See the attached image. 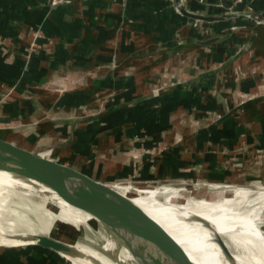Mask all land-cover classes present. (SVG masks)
Listing matches in <instances>:
<instances>
[{
    "label": "crops",
    "instance_id": "crops-1",
    "mask_svg": "<svg viewBox=\"0 0 264 264\" xmlns=\"http://www.w3.org/2000/svg\"><path fill=\"white\" fill-rule=\"evenodd\" d=\"M181 1L192 13L226 12L220 0ZM246 7L262 14L264 0ZM23 88L38 89L33 100ZM6 89L0 114L36 123L18 140L49 134L61 158L94 174L114 178L127 165L130 176L162 181L264 183V18L201 21L172 0H0ZM38 252L0 251V264H29Z\"/></svg>",
    "mask_w": 264,
    "mask_h": 264
},
{
    "label": "water",
    "instance_id": "water-1",
    "mask_svg": "<svg viewBox=\"0 0 264 264\" xmlns=\"http://www.w3.org/2000/svg\"><path fill=\"white\" fill-rule=\"evenodd\" d=\"M172 2L176 12L196 20L215 21L238 16L237 12H225L220 15L192 13L186 10L181 0ZM256 14L264 18V13ZM216 39L217 37H212L199 43H209ZM18 123L11 114H0V170L34 180L50 187L66 199L82 205L104 228L108 236L130 254L135 264H196L156 221L133 202L134 196H143L153 189H163L169 187L168 185L154 187V184L161 180L143 177L141 173L130 176L127 165L121 167L114 178L94 174L91 165L80 168L74 165L70 158H61L55 152V147L48 143L49 134L38 130L32 133L25 131L22 142L18 140L16 136H19L22 130L36 124ZM34 144L38 145L39 150L29 149V146ZM17 154H21L23 159L13 161L12 158ZM190 220L207 229L230 264H238L225 239L213 224L196 215H192ZM25 240L72 258L81 255L76 245L55 238L48 232L38 231L27 236ZM99 252L102 253V250ZM106 255L119 264L116 252ZM86 259L98 264L92 257Z\"/></svg>",
    "mask_w": 264,
    "mask_h": 264
},
{
    "label": "bare ground",
    "instance_id": "bare-ground-1",
    "mask_svg": "<svg viewBox=\"0 0 264 264\" xmlns=\"http://www.w3.org/2000/svg\"><path fill=\"white\" fill-rule=\"evenodd\" d=\"M12 159L13 161H20L23 156L17 154ZM0 174L27 182L0 184V207L4 200L7 203L4 207L5 211H8L9 206L12 207L10 203L12 199L10 198L14 196L13 193L21 191L24 196L36 195L48 201L50 200L59 208L63 214V219L69 224H75L76 226L80 224L87 225V223H91L93 226L99 224L82 205L66 199L50 187L5 170H0ZM201 185H204V183ZM234 191L236 193L224 198L222 196L209 200L206 198H187L185 201L178 203L176 201L180 197L178 187H165L163 189H153L143 196H134L133 202L156 221L167 235L185 251V255L196 264H230V262L225 258L207 229L200 223L190 220L192 215L203 217L216 227L238 264H264V230L260 228L264 223L261 219V213L264 211V187L257 189L259 195L243 188L231 192ZM2 195L6 196V199L1 198ZM249 195L255 197H244ZM160 197H162V200ZM211 202L213 205L208 206ZM17 204L21 205L20 202H17ZM17 207H13L14 215L7 220L8 226L0 228V245L32 244L30 240L25 239L27 236L36 233L34 226L22 228L21 225L24 224H21L22 221L18 220H21L23 216L21 213H26V210L23 211L21 207H18V211ZM4 209L0 208L1 212ZM27 210L31 212L30 208H27ZM45 216L49 222H46L47 225L41 224L43 228L49 226L48 224H51L53 220L52 214L47 213ZM47 229L43 231L46 232ZM76 248L81 255L73 257L75 260L63 254L60 255L69 260H74L73 263L75 264H91L88 259L86 260L88 256L96 259L98 264H116L106 255V253L116 252L119 264H135L130 254L110 237L101 247L102 253L89 247L76 246ZM81 256H85V259Z\"/></svg>",
    "mask_w": 264,
    "mask_h": 264
},
{
    "label": "rangeland",
    "instance_id": "rangeland-1",
    "mask_svg": "<svg viewBox=\"0 0 264 264\" xmlns=\"http://www.w3.org/2000/svg\"><path fill=\"white\" fill-rule=\"evenodd\" d=\"M221 1V0H220ZM219 1H216V3H218ZM249 1L246 2V4ZM215 3V4H216ZM222 3V2H221ZM246 4L244 5L246 7ZM221 5V4H220ZM243 6L242 10L247 9V7L245 8ZM219 7H223L224 6H219ZM251 12H256L253 11L252 9H249ZM37 36H35L36 38ZM31 50V48H30ZM171 78H174V75H170ZM166 82V81H165ZM164 82V83H165ZM12 89H16L15 84L13 86H11ZM164 88V85H163ZM38 89H34V90H28L27 88H23L22 90H20V94L19 96H26L28 95L26 99L28 100H33V95L35 94L34 91H37ZM24 91V92H23ZM3 94L0 93V106L2 105H7V103H9V99L7 98V96H11L12 90L11 89H6L2 91ZM41 93V92H39ZM111 98V97H110ZM110 98L105 97L103 98V100L100 101V103L98 104V107L100 109H104L107 105V101ZM70 106L68 109V112L70 115L75 114V110L76 112L78 110L83 111L84 112V107L80 106V107H75L74 105H68ZM90 114L88 113V116ZM98 119H103V117L98 118ZM196 120V117L195 119ZM91 121V120H90ZM144 149V148H143ZM142 150V148L140 149ZM145 152V151H144ZM146 160H144V162H146ZM147 163V162H146ZM149 164V163H147ZM160 175L162 178H164V176L166 175V173L160 172ZM168 176V175H167ZM193 179V178H192ZM125 179H122V181H124ZM14 182H16L15 178H8V176L0 174V184H14ZM19 182H25L22 180H19ZM204 185H201L203 184ZM164 186V185H168L169 187H178L179 191H180V197L178 198V203L185 201L187 198H195V199H216L219 198L220 196H222V198H224L225 196H230L233 193H236V191L231 192L233 190H238V189H246L249 190V192L254 193L255 195H259L257 193V189H260L262 187H264V183L257 181V180H252V182H248V183H244V184H236V183H232L231 185L229 183H223V182H219V181H215V182H207V181H203V180H191V181H180V182H172V181H162L158 182L156 184H154V187H158V186ZM201 185V186H200ZM237 185V186H236ZM182 187V188H180ZM184 187V188H183ZM14 196L10 199H12L10 201L11 206L12 207H8V211H5L4 207L6 206L7 203L4 202V200L2 201L3 204L0 207L2 210L4 209V211L1 212L0 210V228L2 227H7L8 224L6 223L7 220L11 219V217L14 215L13 213V207H21L23 209V211L26 210V213H21L23 216L21 218V220L18 221H22L21 224L23 223L24 225H21L22 228H27L28 226H34L35 232H40L43 231L44 229L50 233L53 237L61 239L65 242H68L70 244H74L76 246H81V247H89L92 249H95L96 251H100L101 247L105 244L106 240L109 238L108 233L104 230V228L100 225L97 226H93L91 223H87V225H78L76 226L75 224H69L67 223L64 219H63V214L60 212L59 208H57V206L52 203L50 200H46L44 198H40L37 197L36 195H22L23 193L21 191H16V193H13ZM2 195L1 198L6 199V196ZM20 197V198H18ZM244 197H255V196H244ZM262 200V198H261ZM17 202H20L21 205H18ZM215 203V202H214ZM224 203V202H223ZM221 203V204H223ZM213 205L212 202L210 205ZM17 207V210L19 211V208ZM27 208L31 209V212L27 210ZM50 213L53 215V220L51 221V224H48L49 226L47 227H42L41 224H46V222L48 219L46 218L45 214ZM41 215V216H39ZM261 219L264 221V211H262L261 213ZM27 224V226H26ZM7 225V226H6ZM17 225V224H16ZM260 228L262 230H264V223H262V225L260 226ZM0 251H16V252H26V251H39L38 256L34 258V262H29L30 263H38L39 261H44L47 260L50 261V264H75L74 259L69 260L67 258H65L64 256L60 255L57 252H54L53 250L47 249V248H43L40 247L38 245L35 244H25V245H17V246H3L0 245ZM46 251H51L48 255L51 256H47V254H45ZM12 253V252H11ZM5 256L6 257H11L12 255L8 252H5ZM90 257V256H88ZM13 258V257H12ZM31 258V257H30ZM85 259V258H83ZM87 260V259H86ZM96 260V259H94ZM78 262V261H77ZM28 263V262H26ZM23 263V264H26ZM91 264H96L95 262L92 263V261H90ZM84 264V263H83Z\"/></svg>",
    "mask_w": 264,
    "mask_h": 264
},
{
    "label": "built area",
    "instance_id": "built-area-1",
    "mask_svg": "<svg viewBox=\"0 0 264 264\" xmlns=\"http://www.w3.org/2000/svg\"><path fill=\"white\" fill-rule=\"evenodd\" d=\"M247 1L250 0H221L222 4L224 3L225 5L226 12H237L238 16L241 19H244L245 21H248L253 24L263 23V18H261L260 15L256 14L257 12H251L249 9L240 10V7L244 6ZM53 3L55 4L56 2ZM230 28V30H233L236 29L237 26H231ZM206 30L208 31L207 28Z\"/></svg>",
    "mask_w": 264,
    "mask_h": 264
}]
</instances>
